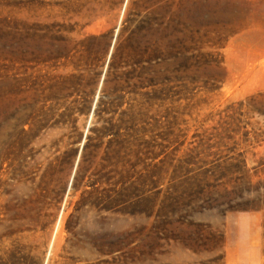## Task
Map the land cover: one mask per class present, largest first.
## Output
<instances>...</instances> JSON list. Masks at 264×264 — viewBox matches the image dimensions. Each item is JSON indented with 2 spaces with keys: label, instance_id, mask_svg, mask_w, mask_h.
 <instances>
[{
  "label": "rangeland",
  "instance_id": "374dc122",
  "mask_svg": "<svg viewBox=\"0 0 264 264\" xmlns=\"http://www.w3.org/2000/svg\"><path fill=\"white\" fill-rule=\"evenodd\" d=\"M0 264H264V0H0Z\"/></svg>",
  "mask_w": 264,
  "mask_h": 264
},
{
  "label": "trees",
  "instance_id": "16d2710c",
  "mask_svg": "<svg viewBox=\"0 0 264 264\" xmlns=\"http://www.w3.org/2000/svg\"><path fill=\"white\" fill-rule=\"evenodd\" d=\"M91 140V137H89V141ZM89 147V143H86L84 146V149L86 150Z\"/></svg>",
  "mask_w": 264,
  "mask_h": 264
}]
</instances>
